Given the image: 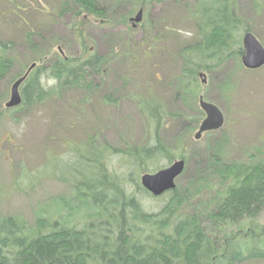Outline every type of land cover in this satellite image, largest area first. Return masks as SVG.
I'll use <instances>...</instances> for the list:
<instances>
[{
    "label": "rangeland",
    "instance_id": "1",
    "mask_svg": "<svg viewBox=\"0 0 264 264\" xmlns=\"http://www.w3.org/2000/svg\"><path fill=\"white\" fill-rule=\"evenodd\" d=\"M195 1L94 0L103 12L99 18L73 0H0V39L12 44V61L0 80V110L33 60L93 54L105 60L99 69L104 74L86 78L91 83L84 84L93 86L90 92L79 86L84 84L57 88L54 78L42 76L41 85L50 96L0 115V219L17 217L26 228L37 220L81 228L95 210L82 188H76V181L90 183L91 169L80 162L82 154L91 153L89 138L99 155L96 167L102 166L112 183L127 193L139 185L143 173L184 160L176 190L193 200L188 209L195 206L200 212L208 204L204 191L213 190L222 165L264 163V65L247 70L227 62L213 70L200 69L195 94L180 86L182 63L177 54L192 41L195 29L188 15ZM62 3L66 6L60 13ZM235 8L264 46V0H235ZM140 9L142 20L132 27L130 19ZM27 31L32 33L31 47L25 43ZM243 35L241 31L240 44ZM198 96L218 107L224 124L195 139L204 117ZM156 105L158 129L149 117ZM156 144L161 148L156 154L135 153ZM164 196L136 194L149 213L158 211ZM205 225L213 237L225 230L261 232L264 210L228 230Z\"/></svg>",
    "mask_w": 264,
    "mask_h": 264
},
{
    "label": "trees",
    "instance_id": "2",
    "mask_svg": "<svg viewBox=\"0 0 264 264\" xmlns=\"http://www.w3.org/2000/svg\"><path fill=\"white\" fill-rule=\"evenodd\" d=\"M73 2L89 14L99 18L103 15L102 10L96 9L94 0ZM65 6L62 3L60 13ZM188 17L195 31L192 41L177 54L182 63L179 80L184 92L195 94L196 74L200 69L213 70L227 62L239 64L242 54L239 37L241 31L249 32V29L236 14L235 0H196ZM31 37V31H27L24 38L29 47ZM11 45L10 41L0 39V80L12 61ZM39 61V66L20 84L19 106L41 102L52 94L41 85L42 76L54 78L57 88L68 90L70 84L91 83L86 82L89 71L98 73L105 64L104 59L94 54L75 59L51 56L46 60L42 56L31 63ZM85 84L79 86L90 92L88 89L93 86ZM158 108L156 105L149 115L155 129L160 123ZM8 110H0V115ZM90 143L91 153L82 154L80 161L91 169L90 183L76 181V188H82L83 195L95 207L90 218L79 229L58 228L55 222L44 220L26 228L25 222L17 217L1 218L0 264H242L264 260V230L244 234L225 230L213 237L205 225H222L228 230L264 210V163L222 165L213 190L204 191V197H209L204 199H208V204L202 212L195 206L188 209L193 200L175 188L165 194L166 200L158 211L149 213L136 198L137 193L146 191L136 185L127 193L113 184L102 166L96 167L99 155L94 154ZM160 151L156 144L135 153L149 157ZM73 171L81 176L79 170L73 168ZM45 227L52 229L42 232Z\"/></svg>",
    "mask_w": 264,
    "mask_h": 264
},
{
    "label": "water",
    "instance_id": "3",
    "mask_svg": "<svg viewBox=\"0 0 264 264\" xmlns=\"http://www.w3.org/2000/svg\"><path fill=\"white\" fill-rule=\"evenodd\" d=\"M140 19L141 11H138L132 21L138 23ZM242 45L244 48V54L241 58L243 67L246 69H257L261 67L264 64V49L260 46L256 38L251 33H246L243 36ZM33 66L34 64L31 67ZM22 79L14 82L11 88L10 100L6 103V107H13L19 104L20 98L17 88ZM204 81L203 79L202 82ZM199 106L205 113V118L201 121L198 131L194 135L195 139H198L201 133L218 130L223 123L222 114L216 106L204 102L201 98L199 99ZM183 168V160L175 161L170 166L158 170L155 173L141 175L140 184L152 196H160L175 188L174 180L182 173Z\"/></svg>",
    "mask_w": 264,
    "mask_h": 264
},
{
    "label": "flooded vegetation",
    "instance_id": "4",
    "mask_svg": "<svg viewBox=\"0 0 264 264\" xmlns=\"http://www.w3.org/2000/svg\"><path fill=\"white\" fill-rule=\"evenodd\" d=\"M104 74V73H103Z\"/></svg>",
    "mask_w": 264,
    "mask_h": 264
}]
</instances>
